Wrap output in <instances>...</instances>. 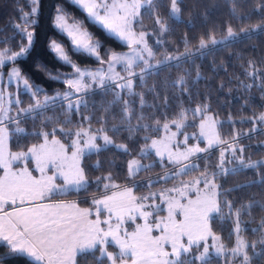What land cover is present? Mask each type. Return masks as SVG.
Instances as JSON below:
<instances>
[{
	"label": "snow or ice",
	"instance_id": "1",
	"mask_svg": "<svg viewBox=\"0 0 264 264\" xmlns=\"http://www.w3.org/2000/svg\"><path fill=\"white\" fill-rule=\"evenodd\" d=\"M229 2L235 3V0H229ZM38 4L39 0H30L31 11L24 12L20 17L23 25L16 26L17 29H21V35L26 37L27 45L21 44L18 52L8 48L0 52V69L7 68L9 61L19 64L20 67H13L8 73L9 77L16 78L18 82L22 81L29 91L35 88L32 91L35 104L28 109H21V114L37 110L42 114L44 110L49 109L50 105L55 106L61 100L67 102L68 111L79 112L81 107H88L85 101L89 92L94 94L97 89L105 92L114 91V89H110V85H114L120 90L114 92L115 99L112 103L122 102L121 114L129 122L135 115L134 104L137 96H139L141 109L146 106L148 93H155L154 100L161 101L159 105L152 106L157 111L168 109L169 97H161L159 89L155 86L148 89L147 93L135 91L137 87L144 86L147 77L153 74L158 75L163 65L178 67L195 55L188 51L180 54L168 53L162 61L152 63L159 50L156 45L166 44L165 36L168 32L166 21L159 15V9L163 6L161 0H57L53 27L67 34L74 51H66L62 43L51 38L49 49L57 54L55 58L60 62L61 67L50 69L42 63L34 61V64L37 68L48 71L53 82L63 79L69 91L63 94L57 92L51 97L44 93L45 99L42 102L39 100L42 89L25 77L23 74L24 61L21 60L26 55L30 56V49L34 47V32L29 31L28 28H35L38 24ZM182 4L183 0H171L170 10L166 14L168 18L179 19L182 13ZM70 6H78L87 14L86 18L70 24L67 19L69 13L65 11ZM144 8L149 9V15H156L155 23L159 25L158 30L153 29L151 32H147L143 29L144 14L141 10ZM260 13V18L264 20V5H260ZM230 15L236 16L235 8L232 9ZM249 18L248 15H245L241 19L243 21ZM85 24L98 27L108 38L115 37L122 46L126 44L131 51L118 53L109 46H105L98 37L94 39V33L84 27ZM134 25L141 29L138 33ZM191 26L189 23L188 27ZM255 32H264V27L255 30L242 27L240 33L243 35L240 36L229 26L227 35L222 40H217L214 37L207 39L202 37L196 52L203 55L209 43L213 47L216 45L229 46L237 39H252ZM153 36H155V45L149 42ZM79 53H87L86 61L98 62L101 65V70L97 72L83 71L78 62L73 59V56ZM105 57L107 58L106 71L103 69L106 62ZM69 65L79 78H73L72 73L61 75L63 67ZM116 65H120L122 71L127 75L124 76L115 71ZM137 67L140 68L139 73L135 71ZM249 67L254 68L253 61H249ZM258 71L259 69L248 72L247 75L257 80H264V77L257 75ZM53 72L56 75H52ZM85 76L88 77L87 81L84 80ZM197 79H199V73H197ZM170 86L178 89L182 95L190 94L184 76H181ZM246 87L251 88L252 85L249 84ZM258 87L264 88V83ZM2 101L3 94L0 92V102ZM21 103L19 100L16 102L17 106ZM188 111L191 112L194 119L200 118V135L189 138L185 134L186 147L184 150L177 149L175 153H169V163L171 164L181 165L183 161H188L177 169V174H187L194 170L200 171L199 166L192 162L190 157L195 156L199 160L201 157L197 156L198 153H207L216 144H226L227 147L220 150V161L211 174L208 171V163H205L201 177L195 181L196 185H203V188H196V199L188 198V202L185 204L171 195L165 199V193L160 194V198L167 204L168 213L161 219H156L157 214L164 211L160 204L146 206L144 203L150 199L155 200L156 194L138 198L133 194V188L137 187L134 183L125 187L120 193L105 194L102 199L93 198L92 204L96 208L95 219H90L93 215L90 208H79L75 202L66 203L62 200L51 202L57 195H64L72 188L79 190L87 185L86 172L79 165V157L85 150L99 151L100 146L96 142V134L89 135V132L83 129L76 132L75 136L78 139L73 141L74 150L71 158L64 154L65 146L63 144L60 145L59 150L47 146L49 135L53 136L51 141L53 146L59 143L55 139V131L42 133L46 143L39 147L33 145L27 153L5 154L3 146L5 138L9 134L8 124L17 122L16 131L23 132L24 130L18 126L20 116L0 115V125H4V127H0V169L3 170V175H0V242H6L9 249L6 255L13 258H26L28 264H79V259L87 260L90 256L95 264H106V261L110 264H197V262L212 264L213 255L224 259L225 264H253L257 258L264 259V235L251 245L241 235L244 231L242 227L243 214L251 215V210L257 206V202L253 201L248 205L236 208L234 202L228 198L229 194L236 189H225L219 183L221 175L235 174L240 169H252L259 179L253 180L251 183L264 187V169L258 168L257 162H253L250 158L245 159L244 148H240L239 155H237L236 144L239 141L236 137H233L232 143H228L214 132L212 135L205 132V120L208 118L206 113L209 111L207 104L198 105L195 110L182 111L179 118L172 121L178 132L187 126L184 119ZM3 112L4 110L0 107V113ZM137 119H143V116L141 115ZM165 119L167 120V117ZM83 120L90 122V117L85 116ZM5 121L8 123L6 124ZM252 122L253 124L264 123V113L254 117ZM65 123H70V121ZM156 123L159 124V120ZM44 126L46 127L47 124ZM163 127L165 131H168L169 123L165 122ZM136 130L138 129H129V131ZM103 131L104 129L98 130V132ZM252 131H256V129L253 128ZM175 134L173 133V135ZM69 136V133H65V137ZM81 136L88 137L83 140V147H81L79 139ZM200 137L207 140V148L200 147L198 144L187 146L190 139L199 140ZM103 141L105 145L113 144L107 134L103 135ZM144 143L145 148L141 149L142 153H146L148 150L147 138ZM157 145L158 142L152 140L150 147L156 149L158 157H162L163 153ZM114 147L128 152L126 145L120 144L114 145ZM226 152H230L231 156H227ZM29 155L35 161L36 171L40 173L39 177L35 176L27 166L22 168L18 166V162L26 161ZM228 163H234L238 167L227 168L226 164ZM259 163L264 164V161ZM140 167L138 160L130 161L128 165L129 177H133L135 170ZM49 172H51L50 175ZM159 179L166 180L168 178L160 177ZM60 181L63 183L61 184ZM97 183L104 184L106 193L110 185L118 187L113 183L111 174L98 177ZM184 187L191 189V185ZM173 191L179 192L181 197H185V192L181 188L167 190L169 194ZM259 206L264 210V204ZM225 208L227 214L224 212ZM103 212H107V217L102 220L100 217ZM213 214L221 216L225 220L235 218L232 231L236 234V241L230 249L212 230L210 222L213 220ZM138 217L144 221L143 224L137 223ZM129 221L131 224H135V228L131 231L127 228L121 231L122 226ZM260 230H264V219L260 222ZM154 232L159 235H154ZM252 232L256 234L258 229H252ZM209 239L211 243H209ZM110 242L119 248L118 253L109 251L105 247ZM258 245L261 246L259 249ZM249 247L252 250L251 254L247 250ZM96 252H99L98 256L95 254ZM0 264H7L4 256H0Z\"/></svg>",
	"mask_w": 264,
	"mask_h": 264
},
{
	"label": "trees",
	"instance_id": "2",
	"mask_svg": "<svg viewBox=\"0 0 264 264\" xmlns=\"http://www.w3.org/2000/svg\"><path fill=\"white\" fill-rule=\"evenodd\" d=\"M161 3L163 6L159 9V15L161 19L166 21L168 32L165 36L166 44L159 47L160 50L157 51L156 56L168 53L180 54L186 51L195 53L191 59L178 67L163 65L158 75H150L146 78L143 87L135 89L137 93H147L148 89L154 86L158 88L161 97L168 96L170 99L166 111H157L152 107L161 103V101L154 100L155 93L147 94L146 106L143 109L140 108L139 96H137L134 104L135 115L131 117L129 122L121 114L122 102L112 103L115 99L114 92L120 90L115 86H110V89H114V91L105 92L97 89L94 94L89 92L85 101L88 107H81L79 112L68 111L66 104H56L44 110L42 114L38 110L20 117L18 126L24 130L23 132L16 131L17 122L8 124L9 147L16 151L25 150L30 145L38 143L43 138L42 133L44 132L53 133L55 131V137L66 142L65 133H69V137H71L73 132L79 128L88 129L91 132L104 129L102 133L107 134L114 144L127 146L128 152L110 145L99 149L98 152L83 154L81 166L86 172L88 183L80 192L73 193L80 198L82 197L79 199L82 204L87 202V198L83 197L105 190L102 187L104 186L103 183H97L98 177L111 174L113 183L122 186L148 176L163 175L171 166L157 162L153 153L142 156L139 153L141 147L145 146V138L149 143L151 138L160 134V125L178 119L182 111L193 110L198 105L203 104L209 106L208 113L218 120L219 137L228 143H232L233 137H236L239 141L236 144L237 155H239V149L244 148L245 159L250 158L253 162H257L258 168L264 169V164L259 163L264 161V123L253 124L252 122L254 117L264 113V98H262L264 88L258 87L264 83V80H257L247 75L248 72L259 69L257 75L264 77V32H255L252 39H237L229 46L216 45L213 47L209 43L203 55L196 52L202 37L205 39L214 37L217 40L223 38L226 36L229 26L240 36L243 35L240 33L242 27L248 30L264 27V20L260 18V5H264V0H235V3H230L229 0H183L182 13L179 19L168 18L166 15L170 9L171 0H161ZM56 4L57 0H39L38 24L35 28H28L34 32V47L30 49V56L26 55L21 58L24 61L23 74L25 77L32 84L38 85L42 89L39 100L44 97V93L48 96L57 92L63 94L67 85L63 79L53 82L49 72L43 68H37L34 61L47 65L50 69L61 67L60 62L55 58V54L49 49L51 38L62 43L66 51H74L68 38L53 27ZM233 8L236 9L235 17L230 15ZM30 11V0H0V52L4 51L5 48L17 51L21 44L25 43L21 29H17L16 26L23 25L20 17L24 12ZM65 11L69 13L68 17L72 20L77 21L86 18V14L78 6L67 7ZM143 14V24L146 30L152 31L156 28L154 21L156 15H147L144 11ZM245 15L250 18L242 21L241 18ZM189 23H191V27H188ZM84 27L94 33V39L98 37L105 46H109L116 52L126 47L125 45L122 46L115 37L108 38L98 27L91 24H85ZM152 38L149 41L151 44L154 42ZM87 56L86 53H79L73 56V59L78 62L80 67H94L97 62L94 60L86 61ZM249 61L254 62V68L249 67ZM12 65L20 67L19 64L8 63L7 68H2L3 74H6ZM69 73L73 75L71 66L63 67L61 75ZM197 73H199V79H197ZM52 75H56V73L53 72ZM181 76H184L190 94L184 93L182 95L178 89L170 86ZM249 84L252 85L251 88L246 87ZM11 88L13 87L11 86ZM18 97L22 103L19 106L15 105V107L25 109L34 105L35 100L27 92L19 90ZM141 115L143 119L138 120L137 117ZM186 115L192 114L188 111ZM85 116L90 117V122L83 120ZM198 119L199 117L196 120ZM157 120H159V124L156 123ZM66 121H70V123L66 124ZM45 124H47L46 127ZM253 128L256 131H252ZM129 129L138 130L129 131ZM48 137L53 136L49 135ZM224 146L227 147V145ZM218 152L220 149L216 148L200 155L199 160L196 158L200 171H190L182 176L188 177L201 173L206 162L209 165V174H211L218 165ZM131 157H138L142 162L152 160L153 163L141 168L130 178L127 163ZM231 166L238 167V165ZM256 179L259 177L252 169H240L235 174L219 177V183L225 189H236L228 197L234 202L236 208L248 205L253 201L257 202V206L251 210V215L243 214L242 227L244 231L241 235L249 245L264 235V230H260V222L264 219V210L259 206L264 204V187L251 183ZM168 180L153 185H168L169 182L173 181L172 179ZM245 185L247 187H238ZM110 188H112L111 185L108 189ZM139 188L140 186L136 189ZM224 212L227 214L226 208ZM234 219L233 217L232 220H225L214 214L213 220L210 222L213 232L221 237V242L229 249L234 246L236 240V234L232 231ZM252 229H258V232L254 234ZM0 245H3L0 246V256H4L7 264H28L26 258L7 256L8 247L3 243ZM257 247L259 249L261 246L258 245ZM247 250L251 254V247ZM211 262L212 264H225L224 259L216 256H212ZM79 264H95V261L90 256L87 260L79 259ZM253 264H264V259L257 258Z\"/></svg>",
	"mask_w": 264,
	"mask_h": 264
},
{
	"label": "rangeland",
	"instance_id": "3",
	"mask_svg": "<svg viewBox=\"0 0 264 264\" xmlns=\"http://www.w3.org/2000/svg\"><path fill=\"white\" fill-rule=\"evenodd\" d=\"M170 7H171V4H170ZM149 9L147 8H144L142 9V13L143 11L145 12V14L149 15ZM170 10V9H169ZM86 14V13H85ZM56 15V14H55ZM87 16V14H86ZM68 19V22L71 24L73 22H76V20H72L70 19L69 17H67ZM54 21V19H53ZM156 21V20H154ZM143 23V21H142ZM135 27V25H134ZM156 28L157 30L159 29V25L156 24ZM155 28V29H156ZM143 29L147 32H151V31H148L146 30L144 24H143ZM135 30L137 31V33L141 30L139 27H135ZM30 31V30H29ZM60 32V31H59ZM62 33V32H61ZM63 35H65L67 37V34L65 33H62ZM227 35V34H226ZM68 38V37H67ZM224 38V37H223ZM223 38H220L218 40H222ZM147 39V37H146ZM69 42H70V39L68 38ZM152 40L154 41L152 44L155 45V36H153ZM57 41V40H56ZM51 42V41H50ZM58 43H60L59 41H57ZM25 45H27V39L25 37ZM50 44V43H49ZM151 44V43H150ZM125 48L120 50V51H117L118 53H128L130 52L131 50L127 47V45L125 44ZM156 47L159 49L160 45H156ZM160 50V49H159ZM19 50H17L16 52H18ZM55 54V53H54ZM87 54V53H86ZM57 54H55L56 56ZM168 55V54H160L159 56H156L155 59L152 61L153 64L156 63V61H162L164 59V57ZM105 64L103 65V69L106 71L107 70V58L105 57ZM8 63H12L11 61H9ZM13 67H17L15 65H12L10 66V68H8L6 74H3V69H0V92H2L3 94V101L0 102V107H2V109L4 110L3 113H0V115H3V114H7V115H10L12 117H17V116H26V115H29L31 113H24V114H21L20 110L21 109L20 107H15L16 102L18 100H20V98L18 97V91L19 90H22L24 92H27L28 94L32 95V91L35 90V88L32 89V91H29L25 88L24 84L22 81L18 82L16 78H10L8 73L12 70ZM81 69L85 72H97V71H100L101 70V65L97 62V64L94 66V67H81ZM115 71L117 72H120L121 75H124L126 76L127 73L126 72H123L122 71V68L120 65H116L115 67ZM135 71L137 73L140 72V68L137 67L135 69ZM73 78H79L78 76L75 75V73L73 72ZM84 80L87 81L88 80V77L85 76L84 77ZM11 86L13 88H11ZM38 86V85H36ZM110 86H114V85H110ZM69 91L68 87L66 89L65 92ZM56 94V93H55ZM53 94V95H55ZM62 94V93H61ZM53 95H50L49 97L53 96ZM80 95H83V94H80ZM45 99V96L41 98V102ZM66 104L67 106V102L66 101H58L57 104ZM35 104V102H34ZM30 106L26 107L25 109H28ZM51 107V105H50ZM17 109V110H16ZM196 109V108H195ZM193 109V110H195ZM38 111V110H37ZM35 112V111H34ZM207 115V119L205 120V132L209 135H212L213 132L216 133L218 135V131H217V123H218V120L216 118L213 117L212 114L210 113H206ZM197 117L194 119L192 115H186L185 119H184V123L187 125L186 127L182 128L179 132L177 131L176 129V125L174 123L171 122H168L169 123V130L168 131H165L164 130V124L160 125L159 126V129H160V134L156 137H153L150 139L149 143H148V150L146 153H142L141 152V149H144L145 146L141 147L139 153L140 155H148L149 153H153L155 155V159L157 162H159L160 164H163V165H169L171 166L169 169L166 170L165 173H163V175L161 176H158V177H154V176H148L142 180H137V181H133L131 182V184H126V185H122V186H118V187H112L110 189L107 190V193H106V190L102 191V192H99L97 194H91V195H87L83 198H87V202L86 204H82L79 202V199H81L78 195H74L73 193H77V192H80L82 189H79L77 190L76 188H72L70 189V191L67 193V194H64V195H57L55 197H53L52 201L51 202H59V201H64V202H75L77 204V207L79 208H90L92 210V213L93 215L90 217V219H95L96 218V208L95 206L92 204V200L93 198H99V199H102L104 197L105 194L107 195H111L113 192H116V193H120L123 191V189L127 186H130L132 185L133 183L135 185L140 186L139 189H136L137 187H134L133 188V194L135 196H137L138 198L139 197H143V196H151L152 194H156V199L155 200H148V201H145L144 203L146 204V206H152L154 204H160L161 207L164 209V211L160 212L159 214H157L156 216V219H161L163 217H166L168 215L167 213V204L163 202V200L160 198V194L161 193H165V199L167 198L168 195H171L172 197L176 198V199H179L182 201V203H187L188 202V198H191V199H196V188L199 187V188H203V185H196L195 184V181L201 177V173H198V174H195L194 176H188V177H183L182 175L183 174H177V169L179 167H182L184 163H188V161H183L181 165H174V164H171L169 163V153H175L177 149H179L180 151H183L184 148L186 147L185 143H184V136L185 134L191 138L193 136H197L199 137L200 135V123H201V120L200 118L198 120H196ZM5 123L7 124L8 122L5 121ZM262 123V122H261ZM194 125V126H193ZM0 127H4V125H0ZM81 129H83L84 131H88L89 132V135H92V134H96V137H97V143L99 144L100 148H103V147H106V146H110V145H120V144H110V145H105L104 144V141H103V135L104 133L102 132H91L89 131L88 129H84V128H79V129H76L73 134L71 135V137H67V141L66 142H63L62 140H60V138L58 137H55L56 140L59 141L58 144L56 145H52L51 144V141L53 139V137H48V141H47V146L49 148H53L55 147V149L59 150L60 148V145L63 144L65 147H64V154L67 155L69 158H71V155H72V151L74 150V148L72 147V144H73V141L78 139L76 136H75V133L78 132V131H81ZM173 133H176L175 135H173ZM219 136V135H218ZM43 138L38 142V143H35V144H32L30 145L27 149L25 150H11L10 147H9V138L8 136L5 138V143H4V152L5 154H8V153H19V152H25L27 153L28 152V149L31 148L33 145H36L37 147H39V145H42V144H45L46 141H45V138L44 136H42ZM88 137H84V136H81L79 139L81 140V147H83V140L84 139H87ZM152 140H156L158 142V147L160 148L161 152L163 153V156L162 157H158L156 155V149L155 148H152L150 147L151 146V142ZM194 144H198L200 147H203V148H207V140L204 138V137H200L199 140H196V139H190L189 140V143L187 146H192ZM224 145L226 144H216L212 149H210L208 152L216 149V148H219L220 150L221 149H224L226 148ZM166 146V147H165ZM88 152H94V151H87L85 150V153H88ZM83 154L79 157V165L80 167L81 166V158L83 156ZM205 153H198L197 156H200V155H203ZM226 155L227 156H231V153L230 152H226ZM138 160L139 164L141 165V167L137 170H135V173L134 175L143 167L145 166H149V165H152L153 161L152 160H149L147 162H142L140 158L138 157H131L129 160H128V163H127V171H128V175H129V170H128V165H129V162L132 161V160ZM190 160L192 162H195L197 164V161H196V157H190ZM220 161V152H218V163ZM231 165H236L234 163H228L226 164V167L227 168H233V166ZM18 166L20 168L22 167H25L27 166L35 176L39 177L40 173L38 171H36V167H35V161L32 159V157L29 155L28 159L26 161H20L18 162ZM51 174V172H49V175ZM0 175H3V170L0 169ZM160 177H167L168 179H172L173 181L172 182H169L168 185H156L154 186L153 184H156L158 182H163L165 179H159ZM166 179V180H168ZM168 181H171V180H168ZM151 182V183H150ZM60 183L62 184L63 182L60 181ZM162 184V183H160ZM185 185H191V189L189 190L188 188H185L184 186ZM104 187V186H102ZM173 188H181L184 192H185V197H181L180 196V193L179 192H176V191H173L171 192L170 194L167 192V190L169 189H173ZM73 194V195H71ZM102 207V206H101ZM214 215V214H213ZM107 217V212H103V214L101 215V219H105ZM126 220H127V217H126ZM113 223H115V220H113ZM137 223L139 224H143L144 221L142 219H140L139 217L137 218ZM130 225V226H129ZM106 227V226H105ZM125 228H127L129 231L133 230L135 228V224H131V222H127L125 225L122 226V229L121 231H123ZM154 235H159V233H156L154 232L153 233ZM236 241V240H235ZM0 243H3V244H6V242H0ZM209 243H211V240L209 239ZM219 243V242H218ZM105 247L109 250V251H115V252H119V248L117 246H115L113 243H109L107 245H105ZM170 251V248L168 249ZM97 256L99 255V252H96ZM214 256V255H213ZM106 260V258H105ZM107 262V261H106ZM107 264H110V262H107Z\"/></svg>",
	"mask_w": 264,
	"mask_h": 264
}]
</instances>
